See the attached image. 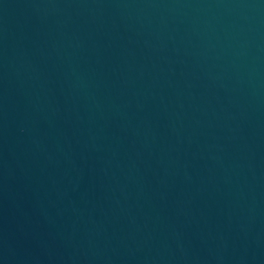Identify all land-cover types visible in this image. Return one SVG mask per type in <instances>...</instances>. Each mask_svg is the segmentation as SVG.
Masks as SVG:
<instances>
[{
  "label": "water",
  "instance_id": "water-1",
  "mask_svg": "<svg viewBox=\"0 0 264 264\" xmlns=\"http://www.w3.org/2000/svg\"><path fill=\"white\" fill-rule=\"evenodd\" d=\"M0 264H264V0H0Z\"/></svg>",
  "mask_w": 264,
  "mask_h": 264
}]
</instances>
